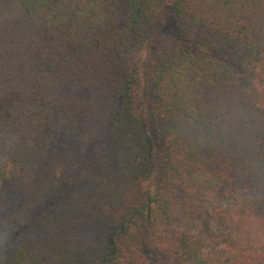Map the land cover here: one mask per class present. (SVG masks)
Returning a JSON list of instances; mask_svg holds the SVG:
<instances>
[{"label":"trees","instance_id":"obj_1","mask_svg":"<svg viewBox=\"0 0 264 264\" xmlns=\"http://www.w3.org/2000/svg\"><path fill=\"white\" fill-rule=\"evenodd\" d=\"M164 5L0 0V264H264V0H173L151 128Z\"/></svg>","mask_w":264,"mask_h":264},{"label":"rangeland","instance_id":"obj_2","mask_svg":"<svg viewBox=\"0 0 264 264\" xmlns=\"http://www.w3.org/2000/svg\"><path fill=\"white\" fill-rule=\"evenodd\" d=\"M173 24V0H165L164 10L162 15L157 21L155 30L153 32L151 41L145 46L141 53V95L139 99V113L143 117L144 121L149 123L152 127V121L150 123L149 115H151L152 108L155 106V100L152 96V79L154 75V47L158 39L164 34L168 33L172 29ZM99 123H94L95 128H99ZM75 141L72 144L58 145L54 150L55 152L62 151L64 154L62 156L58 155V159H67L69 165H67L68 170H72L76 159L74 155L79 154L78 147L75 146ZM57 156L55 154L48 156L47 160L54 161ZM70 160V161H69ZM66 161V160H65ZM65 168V169H66ZM41 169V167H40ZM42 170V169H41ZM43 171V170H42ZM44 172V171H43ZM66 172V170H65ZM48 178V177H47ZM49 179V178H48ZM44 187L51 190L52 184H47ZM47 193V192H46ZM188 202H180L175 208L176 221L174 227L180 231L189 230V232L197 239H201L203 243V250L205 252H211L213 247L218 243L219 230L215 227L213 223H209L208 218L203 217L202 219L194 220L192 217L187 216L190 214L188 211Z\"/></svg>","mask_w":264,"mask_h":264}]
</instances>
